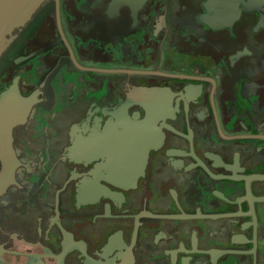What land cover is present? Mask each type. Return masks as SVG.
<instances>
[{
	"label": "flooded vegetation",
	"instance_id": "af4514ba",
	"mask_svg": "<svg viewBox=\"0 0 264 264\" xmlns=\"http://www.w3.org/2000/svg\"><path fill=\"white\" fill-rule=\"evenodd\" d=\"M14 85L0 264H264V0H44Z\"/></svg>",
	"mask_w": 264,
	"mask_h": 264
},
{
	"label": "water",
	"instance_id": "95a60500",
	"mask_svg": "<svg viewBox=\"0 0 264 264\" xmlns=\"http://www.w3.org/2000/svg\"><path fill=\"white\" fill-rule=\"evenodd\" d=\"M44 0H0V57L12 40L15 29L25 25ZM58 3V0H56ZM18 87L11 86L0 100V150H5L3 140L8 139L12 125L21 120L25 104H15ZM21 110V114H20ZM122 138V137H119Z\"/></svg>",
	"mask_w": 264,
	"mask_h": 264
},
{
	"label": "rangeland",
	"instance_id": "374dc122",
	"mask_svg": "<svg viewBox=\"0 0 264 264\" xmlns=\"http://www.w3.org/2000/svg\"><path fill=\"white\" fill-rule=\"evenodd\" d=\"M49 35V33L46 34V32L44 33V36L42 39H44L45 37H47Z\"/></svg>",
	"mask_w": 264,
	"mask_h": 264
}]
</instances>
